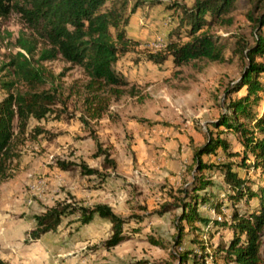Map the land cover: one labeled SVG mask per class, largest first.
<instances>
[{
    "label": "rangeland",
    "instance_id": "rangeland-1",
    "mask_svg": "<svg viewBox=\"0 0 264 264\" xmlns=\"http://www.w3.org/2000/svg\"><path fill=\"white\" fill-rule=\"evenodd\" d=\"M123 1L127 2L128 17L125 32L137 44L128 49L115 68L134 87L136 95L112 101L100 119H89L84 116L82 97L75 93L86 81L82 70L58 59L43 66L54 76L63 75L60 79L66 89L63 95L49 107L44 118H29L23 131L19 130L17 119L14 120L12 157L6 162L0 182V218L6 225H0V253L8 254V264H16L19 258L29 264H162L171 261V255L178 252L173 249V221L179 211L160 216L157 200L151 203V198L138 191L145 181L156 182L161 188L166 186L165 176H175L190 163V145L203 144L207 128L215 132L209 124L225 112L224 89L240 77L245 64L235 51L236 36H244L252 43L251 26L244 17L250 8L249 0H237L231 26L208 30L219 36L225 46L222 63L201 61L181 67H175L170 58L160 66L155 65L147 56L163 53L168 33L176 30L178 21L165 4L178 2L190 7L195 0H159L161 3L155 6L150 3L156 0H110L107 5L112 2L120 5ZM135 5L136 12L130 14ZM29 34L18 14L0 19V99L7 95L3 83H12L13 93L24 90L9 64L15 53H24L18 48L17 39ZM181 34L182 42L187 41L184 33ZM260 80L264 84V76ZM71 86L75 87L73 93L69 91ZM244 92L241 90L236 96ZM254 111L263 113L264 96ZM83 116L87 123H83ZM94 138L116 164L114 173L107 171L113 173L108 178L112 184L99 191L94 186L86 187V179L78 168L66 173L56 165L59 161L81 160L90 167L101 165V160L92 157L96 151ZM227 138L231 150L239 152L241 147L235 138L231 135ZM204 160L218 162L219 159L211 156ZM249 176L256 179L254 174ZM205 177L214 182L207 191L223 200L221 176L212 172ZM96 191L105 201L113 199L115 210H124V217L142 218L137 223L140 231L131 230L136 226L132 222L126 227L127 240L107 251L102 244L111 233L108 222L103 220L76 229L75 224L63 219L55 232L35 242L27 241L35 226L34 215L41 214L56 201L70 200L72 195L80 200L84 194ZM226 210L223 208L222 212L227 213ZM200 213L217 217L205 207ZM150 236L163 246L150 244ZM262 252L264 255V242Z\"/></svg>",
    "mask_w": 264,
    "mask_h": 264
},
{
    "label": "trees",
    "instance_id": "trees-1",
    "mask_svg": "<svg viewBox=\"0 0 264 264\" xmlns=\"http://www.w3.org/2000/svg\"><path fill=\"white\" fill-rule=\"evenodd\" d=\"M109 1L0 0V19L16 13L30 33L17 39V46L24 53H15L9 64L24 90L13 93L12 83L2 84L7 95L0 99V182L6 162L12 157L14 120L17 119L19 130L23 131L29 118H44L66 90L60 81L63 75L54 76L43 63L59 59L82 70L86 81L75 93L82 97L84 116L89 119H100L112 101L136 95L134 87L115 68L128 49L137 44L125 32L127 2L120 5L112 2L108 6ZM160 3L156 0L150 5ZM236 3L237 0H195L190 7L178 2L165 4L167 10L173 11L177 27L175 32L168 33L164 52L150 54L147 60L160 66L170 58L175 67L201 61L222 63L225 46L219 36L208 30L231 26ZM136 7L129 13L134 14ZM249 7L244 17L251 26L252 43L244 36H236L235 51L245 64L240 77L224 89L225 112L209 124L215 132L207 128L203 144L192 143L188 148L190 163L185 166L182 184L177 188L162 187L157 214L179 211L173 221V249L178 252L171 255V261L162 264H264V111L262 114L254 111L264 96V84L260 80L264 76V0H249ZM182 32L187 38L185 42ZM46 85L49 87L45 88ZM74 88L71 86L69 91ZM241 90L245 91L244 95L236 96ZM84 116L81 119L87 123ZM228 135L239 143V152L231 150ZM94 142L96 151L92 157L101 160L102 171L88 167L83 160L59 161L57 167L65 172L78 168L80 175L104 183L110 176L107 171L114 173L116 164L102 144L95 138ZM211 156L218 158V162L204 160ZM212 172L222 178L223 200L207 191L214 182L205 176ZM250 174L256 179L252 180ZM203 207L217 217L200 213ZM223 208L227 213L222 212ZM95 218L111 225L110 236L102 244L107 251L127 240L126 227L132 222L136 226L131 230L140 231L137 223L143 220L116 215L107 204L87 206L71 197L56 201L52 207L34 215L35 226L27 241L35 242L55 232L63 219L78 229ZM215 237L218 238L213 243ZM148 241L153 246H163L152 236ZM0 264L8 263L0 259Z\"/></svg>",
    "mask_w": 264,
    "mask_h": 264
},
{
    "label": "crops",
    "instance_id": "crops-1",
    "mask_svg": "<svg viewBox=\"0 0 264 264\" xmlns=\"http://www.w3.org/2000/svg\"><path fill=\"white\" fill-rule=\"evenodd\" d=\"M197 145H200V144H197ZM189 157H190V155H189ZM96 160L99 162L98 158H96ZM185 166L183 167V169H185ZM88 167H90V166L88 165ZM90 168H94V169H97V170L101 171V166L100 165L98 167H90ZM183 169L180 170L182 172H177L175 176H172V177H169V175L165 176L164 177V183L166 181V183H167L166 185H168L170 187H173V188L179 187L182 184L183 178H184ZM172 173H175V172H172ZM112 174H110L109 177L113 176ZM82 177L86 179V187L88 189H92L93 186H94L95 190L99 191V188L104 187V186L109 185V184H112L110 182L111 180L108 179L109 177L102 184L97 183V181L95 180L94 177H87V176H82ZM141 185L143 187L138 192H141L143 195L146 194L149 198H151L152 199L151 203H153L154 200H157L156 204L157 203L160 204L161 196H162V192H163V189L161 188V185L159 186L158 184H156V182H150V181H145V182L141 183ZM98 191L91 192L90 194L89 193L88 194H84L82 196V198L80 200L79 199L78 200L81 201L84 205H87V206H92V205L98 204V203L107 204L108 206L111 207L112 211L116 215L124 217L123 213H122L124 210H115V208H114L115 204H112L113 199L108 200V201H105V200L101 199L100 196H99V192ZM72 196L74 197V195H72ZM148 203L151 204L149 200H148ZM118 204L121 205L119 202H118ZM199 210L202 211V208L199 209ZM100 221H103V220L100 219V218H95L89 225H91L93 223L94 224L98 223ZM4 223H5V220L1 217L0 218V225L6 226ZM109 227H111L110 224H109ZM0 259L4 260L5 262H8V254L6 252H5V254L0 253ZM28 261H30V260H28ZM15 263L16 264H29L26 259L21 260V258H19V260L16 261Z\"/></svg>",
    "mask_w": 264,
    "mask_h": 264
}]
</instances>
